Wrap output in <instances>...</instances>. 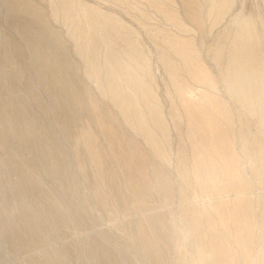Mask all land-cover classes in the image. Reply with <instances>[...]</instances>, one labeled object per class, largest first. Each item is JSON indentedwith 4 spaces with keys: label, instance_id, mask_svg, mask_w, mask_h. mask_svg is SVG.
Wrapping results in <instances>:
<instances>
[{
    "label": "rangeland",
    "instance_id": "rangeland-1",
    "mask_svg": "<svg viewBox=\"0 0 264 264\" xmlns=\"http://www.w3.org/2000/svg\"><path fill=\"white\" fill-rule=\"evenodd\" d=\"M236 68L255 92L264 0H0V264H264V179L242 142L247 255L193 183L204 134L186 114L258 112Z\"/></svg>",
    "mask_w": 264,
    "mask_h": 264
},
{
    "label": "bare ground",
    "instance_id": "bare-ground-1",
    "mask_svg": "<svg viewBox=\"0 0 264 264\" xmlns=\"http://www.w3.org/2000/svg\"><path fill=\"white\" fill-rule=\"evenodd\" d=\"M235 73L236 80L233 84V90L243 99L245 105L252 108L257 106L258 112H253L252 116L247 117L242 113H236L233 116L226 110L210 113L201 109V111H192L186 114V120L191 129H198L199 132L204 134L201 143L203 146L202 151L205 154L196 152L194 161L195 179L193 183L197 185L201 195L219 199V203L215 206L218 219L222 222H227L226 220L229 217L231 218L235 228L236 241L242 246L241 252L247 255L250 252L249 241L253 237L251 229L253 220L249 216L250 199L247 196V185L243 181L245 173L236 151V143L238 141L242 142L243 153L252 159V165L254 164L257 168V175L264 179V79L259 81L260 85H257L255 92H252L250 84L245 79L246 77H243L241 68H236ZM202 77L206 79L204 75ZM255 117L258 118L260 130L253 134L250 125L252 124L251 121L255 120ZM218 120H222L226 129L228 128V131L231 132L228 133L227 130L225 131L221 128ZM233 121L238 122L243 127V131L238 132L236 136L233 131ZM206 128H212L214 133L212 135L205 134ZM248 135L254 144V148L250 152L246 148V144L249 141L246 140ZM208 155L213 156L215 159L220 155V162L217 165H212ZM250 170L253 172L254 168ZM231 196L235 198L230 209L231 215H228V199ZM207 222H209V226L213 225L210 220ZM215 234H210V237L214 238ZM219 239L221 238H216L214 247H211V253L214 256L228 254L227 250L218 254V251H223L217 246ZM259 241L264 244V214L261 218Z\"/></svg>",
    "mask_w": 264,
    "mask_h": 264
}]
</instances>
